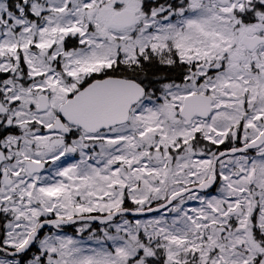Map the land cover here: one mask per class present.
Wrapping results in <instances>:
<instances>
[{
    "label": "snow or ice",
    "instance_id": "snow-or-ice-1",
    "mask_svg": "<svg viewBox=\"0 0 264 264\" xmlns=\"http://www.w3.org/2000/svg\"><path fill=\"white\" fill-rule=\"evenodd\" d=\"M0 264H264V0H0Z\"/></svg>",
    "mask_w": 264,
    "mask_h": 264
}]
</instances>
